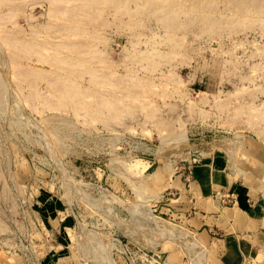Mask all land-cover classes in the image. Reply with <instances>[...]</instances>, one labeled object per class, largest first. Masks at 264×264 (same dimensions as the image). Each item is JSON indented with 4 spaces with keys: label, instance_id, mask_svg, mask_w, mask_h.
<instances>
[{
    "label": "rangeland",
    "instance_id": "obj_1",
    "mask_svg": "<svg viewBox=\"0 0 264 264\" xmlns=\"http://www.w3.org/2000/svg\"><path fill=\"white\" fill-rule=\"evenodd\" d=\"M203 164L264 204V0H0V264H196Z\"/></svg>",
    "mask_w": 264,
    "mask_h": 264
},
{
    "label": "crops",
    "instance_id": "obj_2",
    "mask_svg": "<svg viewBox=\"0 0 264 264\" xmlns=\"http://www.w3.org/2000/svg\"><path fill=\"white\" fill-rule=\"evenodd\" d=\"M146 163V168L152 170L154 162ZM184 174H179L172 186H165V191H175V198H164L169 202L163 204V209L184 217L188 230L204 246L206 263L264 264L262 201L243 198L236 182L220 166L192 167L187 172L191 178L188 189L182 181ZM216 193L229 197L234 204L225 205ZM165 253L164 264H189L185 256L180 260L177 249Z\"/></svg>",
    "mask_w": 264,
    "mask_h": 264
},
{
    "label": "bare ground",
    "instance_id": "obj_3",
    "mask_svg": "<svg viewBox=\"0 0 264 264\" xmlns=\"http://www.w3.org/2000/svg\"><path fill=\"white\" fill-rule=\"evenodd\" d=\"M14 103H16V102H14ZM147 221L151 224V225H149V227L153 226L157 230V232L160 233V236L158 239H160L161 242L165 239H172V240L179 241V240H181L179 236L182 233L183 234H189L188 232H186V230L183 229V231H182L180 228L175 227V226L170 225V224H169V226H166L160 222L158 223V221L154 222L153 220H150V219H147ZM174 228H176V229H174ZM179 231H180V233H179ZM137 238H139V237H137ZM158 239H156V240H158ZM160 240H158V242H160ZM158 242H155V245H157L156 243H158ZM182 244H183V249H185L187 251V253L190 254V256H192L195 259V262H197L196 264H207L206 259H205L206 252H205L203 246L201 244H199V242L193 241V244H190V242H189V244H185V242L183 241ZM196 255H197V257H195Z\"/></svg>",
    "mask_w": 264,
    "mask_h": 264
},
{
    "label": "built area",
    "instance_id": "obj_4",
    "mask_svg": "<svg viewBox=\"0 0 264 264\" xmlns=\"http://www.w3.org/2000/svg\"><path fill=\"white\" fill-rule=\"evenodd\" d=\"M215 196H217L221 200V202H223V203H231L232 202L229 197L223 195L222 193H216ZM233 204H234V202H233Z\"/></svg>",
    "mask_w": 264,
    "mask_h": 264
}]
</instances>
